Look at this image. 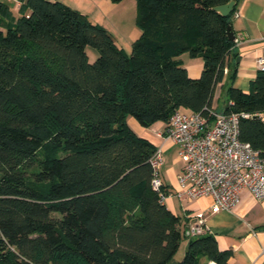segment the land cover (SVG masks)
I'll return each mask as SVG.
<instances>
[{
  "label": "trees",
  "instance_id": "1",
  "mask_svg": "<svg viewBox=\"0 0 264 264\" xmlns=\"http://www.w3.org/2000/svg\"><path fill=\"white\" fill-rule=\"evenodd\" d=\"M17 1L18 16L0 0V264H229L232 250L208 232L174 259L183 233L151 186L156 148L126 118L148 127L176 109L207 115L234 59L235 4L223 15L214 6L230 0H135L140 34L127 53L61 1ZM182 53L202 59L198 77ZM235 73L222 108L261 111L264 72L248 92ZM239 137L264 156L262 118L241 119Z\"/></svg>",
  "mask_w": 264,
  "mask_h": 264
},
{
  "label": "crops",
  "instance_id": "2",
  "mask_svg": "<svg viewBox=\"0 0 264 264\" xmlns=\"http://www.w3.org/2000/svg\"><path fill=\"white\" fill-rule=\"evenodd\" d=\"M2 1L9 6V2H13L18 11L17 0ZM235 11L239 13L237 17L233 16ZM231 29L234 36L239 38V42L232 49L234 59L228 60L230 67L236 71L233 85L248 92L258 72L256 59L264 53V0H237L231 14ZM178 58L181 59L190 77L196 78L200 75L203 67L201 58H191L187 53H182ZM228 66L224 69L222 80L214 89L212 98L214 109H222L226 104L225 99L221 98V92L222 87L224 88L229 81ZM126 122L138 136L147 139L156 149H161L163 163L159 174L164 190L173 193L166 198L164 204L179 217V228L183 233L178 251L182 245L185 249L189 237L192 236L188 233V228L196 221L195 215L204 212L205 232L214 235L220 249L232 250L229 264H264V198L258 199L249 191L243 190L239 202L232 209L214 211L210 196L186 197L177 181V175L183 166L177 154V146L158 134L165 123L157 121L151 126L144 127L131 116L126 118ZM178 251L174 256L175 260L181 259L177 256Z\"/></svg>",
  "mask_w": 264,
  "mask_h": 264
},
{
  "label": "built area",
  "instance_id": "3",
  "mask_svg": "<svg viewBox=\"0 0 264 264\" xmlns=\"http://www.w3.org/2000/svg\"><path fill=\"white\" fill-rule=\"evenodd\" d=\"M238 12L233 13L234 17ZM239 38L232 39L233 47ZM257 70L264 72V53L256 59ZM232 102L228 101L227 105ZM201 111L176 109L158 134L177 146V154L183 162L177 175L181 192L188 198L210 196L212 208L230 210L240 200L243 190L256 198H264V156L250 143L239 137V122L252 116L264 120V107L258 112L225 111L207 108ZM163 163L161 149H155L150 157L153 169L152 188L158 192L159 201L164 203L173 193L164 190L159 174ZM196 221L188 228L192 236L205 232V213L195 215Z\"/></svg>",
  "mask_w": 264,
  "mask_h": 264
},
{
  "label": "rangeland",
  "instance_id": "4",
  "mask_svg": "<svg viewBox=\"0 0 264 264\" xmlns=\"http://www.w3.org/2000/svg\"><path fill=\"white\" fill-rule=\"evenodd\" d=\"M64 4L79 10L86 14L88 19L93 23L104 26L113 36L117 46L124 48L127 53L131 51V42L136 39L140 30L137 27L136 5L135 0H122L118 3H112L109 0H58ZM14 15L19 13L13 2H9ZM89 61H93L97 56L96 49L92 47L86 48ZM217 94V93H216ZM216 99V95H215ZM216 103V100L215 102ZM168 165V163H167ZM184 246L182 245L177 253L178 258H182L184 254Z\"/></svg>",
  "mask_w": 264,
  "mask_h": 264
},
{
  "label": "water",
  "instance_id": "5",
  "mask_svg": "<svg viewBox=\"0 0 264 264\" xmlns=\"http://www.w3.org/2000/svg\"><path fill=\"white\" fill-rule=\"evenodd\" d=\"M234 4H235V1L230 0L228 3L214 6V9L219 11L223 15H228L231 12ZM227 36L229 40H232L234 38L231 25L227 26ZM170 264H176V261H172Z\"/></svg>",
  "mask_w": 264,
  "mask_h": 264
}]
</instances>
